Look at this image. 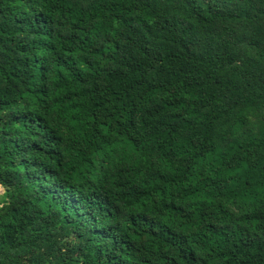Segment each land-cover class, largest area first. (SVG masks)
Wrapping results in <instances>:
<instances>
[{
  "label": "trees",
  "instance_id": "trees-1",
  "mask_svg": "<svg viewBox=\"0 0 264 264\" xmlns=\"http://www.w3.org/2000/svg\"><path fill=\"white\" fill-rule=\"evenodd\" d=\"M0 264H264V0H0Z\"/></svg>",
  "mask_w": 264,
  "mask_h": 264
},
{
  "label": "rangeland",
  "instance_id": "rangeland-1",
  "mask_svg": "<svg viewBox=\"0 0 264 264\" xmlns=\"http://www.w3.org/2000/svg\"><path fill=\"white\" fill-rule=\"evenodd\" d=\"M3 192V188L0 186V194Z\"/></svg>",
  "mask_w": 264,
  "mask_h": 264
}]
</instances>
